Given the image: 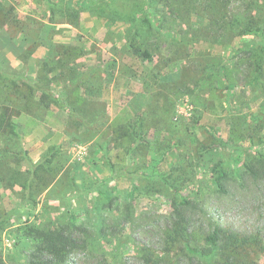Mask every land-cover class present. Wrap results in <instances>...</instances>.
<instances>
[{
    "label": "rangeland",
    "instance_id": "obj_1",
    "mask_svg": "<svg viewBox=\"0 0 264 264\" xmlns=\"http://www.w3.org/2000/svg\"><path fill=\"white\" fill-rule=\"evenodd\" d=\"M104 7L124 46L138 32L146 55L129 60L136 79L157 71L171 113L152 111L150 127L115 139L113 151L47 150L41 129L26 128L25 86L16 95L0 77V114L18 126V135L0 131V264H264V0H83L82 10ZM121 148L127 163L111 167ZM32 164L56 176L49 186L41 167L29 194L21 183ZM47 232L74 238L65 260L38 250Z\"/></svg>",
    "mask_w": 264,
    "mask_h": 264
},
{
    "label": "crops",
    "instance_id": "obj_2",
    "mask_svg": "<svg viewBox=\"0 0 264 264\" xmlns=\"http://www.w3.org/2000/svg\"><path fill=\"white\" fill-rule=\"evenodd\" d=\"M61 3L79 10L77 23L62 18ZM0 4L12 6L14 18L0 29V41L5 42L0 44V69L7 68L34 88L30 96L34 105L25 112L26 128L29 135L41 129L47 150L76 144L84 150L113 151L115 127L134 116L146 119L151 107L163 105L155 97L163 81L160 74L155 77L157 71L150 74L151 68H144V75L136 79L141 70L129 61L135 55L128 43L124 46L120 32L107 26L106 15L83 11V0H0ZM164 111L171 113L168 107ZM144 126L150 127L146 122ZM74 136L78 140H72ZM126 163L114 155L110 162Z\"/></svg>",
    "mask_w": 264,
    "mask_h": 264
},
{
    "label": "trees",
    "instance_id": "obj_3",
    "mask_svg": "<svg viewBox=\"0 0 264 264\" xmlns=\"http://www.w3.org/2000/svg\"><path fill=\"white\" fill-rule=\"evenodd\" d=\"M12 10L13 7L10 5H2L0 4V29L10 23V22H14V18H13V14H12ZM58 11L60 13V15L62 16V18H66L74 23H77L78 21V17H79V10L77 8H70V6L66 3H61L58 5ZM98 12H100L102 15H106L107 18H109L110 21H114V17H116V13H114L113 11H106V8L104 7L102 10L99 9L97 10ZM252 25H249V27H251ZM261 27L259 28H248L246 30L247 33L249 34H262V32H260ZM137 31L134 32L133 35H128L126 37L128 46L131 50V52L136 56V57H140V56H144L146 55V50L143 48H136L135 43H134V36H137ZM264 46L261 45L259 47V54L261 57V54L263 52ZM261 70V65H260V59L257 61L256 63V68H255V72H260ZM157 75V74H156ZM0 77L4 80L6 79L9 86H11V88L13 87L16 90V95L19 94V88L23 85L25 86L27 93H26V102L28 104H32L31 107H28L26 109H23L22 111L26 112L27 109H31L32 106L34 105L33 102L30 101V96L31 94H33L34 88L32 87V85L30 83H28L23 77H17L15 74H11L10 72H5L4 70L0 69ZM159 86V85H158ZM161 86V85H160ZM160 86L158 87V91H161ZM157 91V92H158ZM157 92L155 93V97L158 99L157 97ZM164 96H169L167 94H164ZM165 102H168V99H166ZM26 104V105H28ZM38 106L41 108V104H38ZM161 106V107H160ZM166 108V106L163 105H157L155 107H151V110H153L154 113L159 112L160 116H164L165 111L164 109ZM18 114V113H17ZM152 114V112H150L148 114V118H142V116H138L137 117V123L136 122H132L129 121L128 123L124 124V125H119L117 127H115L114 129V141L115 139H118L120 137H124V136H130L132 134V132H136L135 128L136 126H140L142 131L144 130L145 126H144V122L149 124V119H150V115ZM9 113L7 112L6 114H0V131H6L7 128H9L10 133L18 135V126L16 125V123L14 122V120H11V118L8 116ZM17 116V115H16ZM162 129H165V126H159L158 129H155V137H158L160 133L162 132ZM142 136L143 132H142ZM142 136L140 135L141 139ZM144 140V138H143ZM145 145L147 142H144ZM163 141L162 140H156L155 145H156V150L157 151H162L163 148ZM149 144H147L146 146H148ZM120 149V148H117ZM52 150V149H50ZM124 149L121 148V150H119L116 154L115 157H118L119 160L123 159V156L126 155V152L123 151ZM124 154V155H123ZM161 162H166L168 163L167 158L165 157V161H164V154L161 153ZM43 165V164H42ZM167 166V165H166ZM32 167H34V165L32 164ZM42 170V173H50L52 168H45V166H41V165H36L32 170H27V172L30 174V176H26V179L24 182L21 183V187H23L24 189H30L29 190V194L31 193L30 191H32L34 189V187L36 186V178H35V173L37 175L38 170H40V168ZM51 167V166H50ZM113 167V165L111 166ZM54 170V169H53ZM213 171L216 173V183L217 185L222 188L223 187V180L226 179V172L224 171L223 167L220 164H217L213 167ZM26 172V173H27ZM55 172V171H53ZM57 172V171H56ZM51 174V179L50 182L48 183L49 186L53 183V180L55 179V173H50ZM41 181H43V179H41ZM36 182V183H34ZM47 184V185H48ZM47 188V187H46ZM45 189V188H44ZM219 233L220 230L216 229L213 233L209 234L207 237V240L215 245L217 244L218 240H219ZM44 237L41 240V243L38 247L39 251H45L48 256H50V262L52 263H59L63 260H65V257L68 254V251H70V249H72L75 246V240L74 238L69 234V233H64V232H47V233H43ZM40 255V254H39Z\"/></svg>",
    "mask_w": 264,
    "mask_h": 264
}]
</instances>
